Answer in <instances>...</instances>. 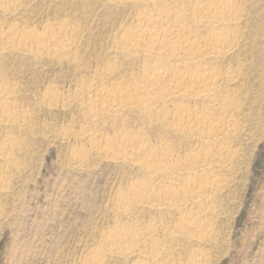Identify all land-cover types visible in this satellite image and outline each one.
I'll use <instances>...</instances> for the list:
<instances>
[{"label":"rangeland","instance_id":"1","mask_svg":"<svg viewBox=\"0 0 264 264\" xmlns=\"http://www.w3.org/2000/svg\"><path fill=\"white\" fill-rule=\"evenodd\" d=\"M235 1L237 45L210 64L223 81L217 95L229 100L234 129L223 140L225 153L212 160L220 167L202 211L190 203L122 205L119 198L149 182L137 164L109 149L122 135L169 148L172 162L192 156L200 145L135 107L112 114L87 103L96 90L138 82L145 63L122 56L119 45L136 25L139 5L19 0L0 10L3 32L17 26L39 36L67 28L72 35L63 56L24 48L0 54V89L14 106L11 124H0V149L13 145L0 160V264H87L93 257L102 264H264V0ZM167 105L219 112L195 99ZM161 187L156 183L151 191ZM192 214L204 225L193 238L180 221ZM116 230L132 232L141 242L133 254L103 251Z\"/></svg>","mask_w":264,"mask_h":264},{"label":"bare ground","instance_id":"2","mask_svg":"<svg viewBox=\"0 0 264 264\" xmlns=\"http://www.w3.org/2000/svg\"><path fill=\"white\" fill-rule=\"evenodd\" d=\"M18 1L0 0V10H8L19 4ZM118 1L133 2L141 8L136 13L137 22L134 28L127 30L124 38L120 37L123 39L119 45V53L132 60L138 58L145 64L143 69L141 67L136 85L131 88L124 86L126 89L123 90H96L88 96L87 103L91 108L99 107L100 110L112 114L124 106L135 107L145 117H155L158 123L169 125L175 134L192 137L200 145L192 156L172 162L174 160L171 161L169 148H152L151 143L142 136L120 135L119 141L110 145L109 149L116 156L137 164L149 182L131 189L119 198V201L124 206L147 205L150 208L165 205L184 206L190 203L194 209L202 211L203 202L213 195L217 175L215 170L220 167L217 164L213 166L212 160H215L217 152L222 149L225 153L224 146L227 144L222 148L223 140L234 129V120L227 115L229 100L226 101L227 99L217 95L222 79L210 64L229 54L237 45L238 34L235 33L239 28V6L235 0ZM70 34L67 28L58 32L46 29L39 36L26 34L17 29V26H12L7 32L0 29V54L9 49L24 48L40 54L53 53L56 54L54 56H63L70 51ZM3 91L0 89V124L6 125L9 122L11 124L14 106L10 103L8 94ZM47 94L50 99L54 98L51 91ZM189 99L200 101L207 110L209 108L213 111L217 108L219 112L202 113L178 105L173 106V110L169 108L170 111L167 108L168 102ZM11 144L6 142L4 148L2 146L0 160L5 158L13 147ZM218 159L216 158L217 161ZM159 182L164 183L165 188L161 187L164 190L158 193L151 191L154 184ZM176 182H179L180 188L177 192L173 190ZM175 187L177 189V186ZM193 216L192 214L180 219L192 238L198 237L204 231V225ZM139 242L132 232L116 230L105 241L103 251L108 254L118 251L123 255H131ZM99 258H89L87 264H102Z\"/></svg>","mask_w":264,"mask_h":264}]
</instances>
